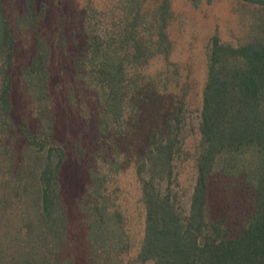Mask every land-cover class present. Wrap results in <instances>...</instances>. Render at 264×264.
I'll return each mask as SVG.
<instances>
[{
  "label": "trees",
  "instance_id": "trees-1",
  "mask_svg": "<svg viewBox=\"0 0 264 264\" xmlns=\"http://www.w3.org/2000/svg\"><path fill=\"white\" fill-rule=\"evenodd\" d=\"M243 1L259 8V30L239 45L212 38L195 128L196 177L187 202L177 171L180 157L192 154L186 149L191 122L183 105L152 131L137 161L146 207L138 264H264V0ZM120 3L107 10L113 14L104 20L90 0L84 12L62 19L52 32L44 0H0V156L5 159L0 163V219L16 220L6 227L16 235L0 246V264H65L69 219L59 179L67 152L49 141L55 139L50 58L61 49L62 35L66 47L76 45L78 40L67 42L82 20L86 44L82 56L73 55L74 70L82 93H93L102 134L111 140L134 127L130 121L136 122L139 100L152 83L147 64L171 53L170 0ZM23 44L28 50L21 54ZM16 66L27 105L41 123L36 131L27 122L15 123L11 72ZM102 183L94 179V189L80 202L94 264H109V258L101 259L110 250L106 236L112 223L101 199ZM214 184L226 209L212 218Z\"/></svg>",
  "mask_w": 264,
  "mask_h": 264
},
{
  "label": "rangeland",
  "instance_id": "rangeland-1",
  "mask_svg": "<svg viewBox=\"0 0 264 264\" xmlns=\"http://www.w3.org/2000/svg\"><path fill=\"white\" fill-rule=\"evenodd\" d=\"M44 1L47 4L46 25L52 32L60 29L62 19L84 12L90 2ZM92 1L101 11L98 18L104 20L113 14L107 15L109 8L114 9L121 4V0ZM149 2L154 4L157 0ZM170 3L172 18L167 32L172 42L171 53L168 57L156 56L147 64L145 71L151 74L152 83L145 87L139 100L136 122H133L135 119L130 121L134 127L128 128L121 135H115L112 140L102 134L100 115L94 112L93 93H82L83 82L74 70L73 55L82 56L86 44V38L81 34L84 27L82 20L77 21L75 38L69 40L67 45L74 40H78V43L66 47L64 34L59 44L61 49L57 53L53 51L51 55L50 94L54 103L55 139L49 141L56 146H63L67 152L59 179L69 219L65 264H94L92 258L95 257L90 254L88 245V226L80 206L85 193L94 189V179L103 180L101 199L103 205L108 206V216L112 217L106 236L110 250L103 251L101 259L109 258V264L114 261L119 264H138L136 256L144 237L146 207L142 200L136 164L145 152L150 134L179 106H184L191 122L186 127V149L192 154L186 153L180 157L177 171L182 187L187 190L184 191V201L187 202L196 177L194 153L199 135L195 128L208 80L212 38L218 35L223 42L239 45L254 37L259 30V8L243 0H170ZM24 45H21V54ZM27 50L24 49V52ZM75 51L77 53H73ZM19 58L20 61L22 57ZM2 65L0 59V72ZM11 74L15 123L27 122L31 130L36 131L41 123L37 119V111L27 105L22 91V76L17 66ZM123 129L126 130L125 127ZM4 160L3 155L0 156V163ZM218 189V185L214 184L209 192V212L212 218L223 216L226 209L225 197L218 196ZM15 222L12 216L4 221L0 219V246L11 240L8 239L10 235H16L12 234L13 229L6 230ZM7 255H10V251H7Z\"/></svg>",
  "mask_w": 264,
  "mask_h": 264
}]
</instances>
